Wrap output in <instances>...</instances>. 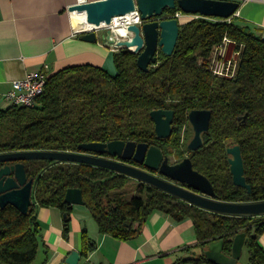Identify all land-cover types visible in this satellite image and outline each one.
I'll return each mask as SVG.
<instances>
[{
	"label": "trees",
	"instance_id": "obj_1",
	"mask_svg": "<svg viewBox=\"0 0 264 264\" xmlns=\"http://www.w3.org/2000/svg\"><path fill=\"white\" fill-rule=\"evenodd\" d=\"M176 12L166 10L162 18H172ZM263 31L234 17L227 22L196 16L180 25L173 54L166 57L160 52L147 72L138 68L137 54L120 50L113 55L115 74L92 65L60 70L48 77L35 106L0 108V154L77 152L81 144L113 141L144 143L159 148L165 157L189 153L193 169L207 177L220 201L264 200ZM225 38L239 52L231 78L210 69L213 52ZM154 110L174 112L172 135L166 140L156 138L150 118ZM193 110H208L211 118L202 135L203 146L188 152L189 132L182 140V130L190 127L188 114ZM235 145L241 149L250 193L233 184L226 150ZM24 164L28 179H34L32 204L27 215L10 205L0 208V264L33 263L42 243L37 218L41 207H56L65 215L67 239L72 210L64 203L68 189L82 191L84 206L101 235L128 241L158 212L177 222L191 220L201 248L223 240L229 253L233 237L244 233L249 264H264L258 243L264 217L212 214L102 168L51 161ZM131 181L136 184L130 186ZM94 247L89 241L84 252ZM196 262L209 264L202 254Z\"/></svg>",
	"mask_w": 264,
	"mask_h": 264
},
{
	"label": "water",
	"instance_id": "obj_2",
	"mask_svg": "<svg viewBox=\"0 0 264 264\" xmlns=\"http://www.w3.org/2000/svg\"><path fill=\"white\" fill-rule=\"evenodd\" d=\"M238 8L239 3L226 0H76L68 10L72 14L83 12L86 25L103 28L110 25L114 18L126 16L137 9L141 15L142 25L128 27L127 31L132 36L118 42L117 47H120L119 50L122 52L137 54L138 68L147 72L150 65L157 63L160 52L170 57L177 45L180 30L178 18L177 16L162 18L166 10H178L181 14L227 20L236 14ZM88 29L84 24L77 29L76 33L80 32L78 36L80 40L94 44L100 37L107 44L115 43L110 30L98 35L95 30ZM261 39L264 41V31ZM173 117L174 112L170 110H154L150 113L157 139L170 138ZM210 118L211 112L208 110H193L188 114V121L194 133L187 146L188 152H195L203 146L202 135L209 130ZM226 152L230 156L228 163L233 184L250 193L251 187L244 177L240 147L238 145L228 147ZM115 158L121 161H116ZM130 160L143 169L127 164L126 162ZM30 161L83 164L102 168L212 214L236 218L264 217V200L247 202L218 200L211 182L193 169L189 157L171 165L159 148L144 143L124 141L81 144L77 147V152L25 151L0 154V164L14 163L0 168L1 209L10 205L22 215H27L32 204L34 179H28L24 163ZM151 172H157L161 177ZM172 182L184 184L186 187ZM64 203L71 207L84 206L82 191L68 189ZM63 217L65 218V215ZM245 238L244 233L234 236L229 253L225 251L223 240L203 246L201 253L209 264H237L245 245ZM87 257L88 252L73 250L66 257L65 264H81ZM83 264L92 263L86 261Z\"/></svg>",
	"mask_w": 264,
	"mask_h": 264
},
{
	"label": "crops",
	"instance_id": "obj_3",
	"mask_svg": "<svg viewBox=\"0 0 264 264\" xmlns=\"http://www.w3.org/2000/svg\"><path fill=\"white\" fill-rule=\"evenodd\" d=\"M226 1L239 3L234 18L264 30V0ZM75 2L0 0V108L11 105L2 96L12 91L13 83L23 80L27 74L44 73L50 77L60 70L80 65L112 70L115 52L105 41L99 37L93 44L79 39L77 29L82 24L88 25L83 12H69V6ZM176 14L179 26L196 17ZM37 218L42 243L32 264H65L71 251H86L84 247L89 241L95 247L87 251L84 262L92 264H204L196 262L202 254L201 247L193 223L188 219L177 222L155 212L145 220L136 236L120 241L101 235L85 206L72 207L67 239L63 237L64 217L58 208L41 207ZM84 233L86 240H83ZM258 243L264 252V234L258 238Z\"/></svg>",
	"mask_w": 264,
	"mask_h": 264
},
{
	"label": "built area",
	"instance_id": "obj_4",
	"mask_svg": "<svg viewBox=\"0 0 264 264\" xmlns=\"http://www.w3.org/2000/svg\"><path fill=\"white\" fill-rule=\"evenodd\" d=\"M177 15L178 14H176V16ZM230 20L231 18L227 19V22H230ZM142 23L141 15L136 9L126 16L114 18L108 26H104L103 28L91 27L88 30H95L98 33L103 32L102 30H104V32L110 30L112 39L115 40V43L108 44V46L112 51L116 52L120 49V47H117V43L125 41L132 36V34L127 31V28L132 25L141 26ZM238 57L239 52L235 50L232 42L225 38L213 52L210 69L217 76L231 78L234 76ZM47 79L48 77L44 73L27 74L23 80L14 82L13 90L4 94L2 98L11 105L33 107L43 94Z\"/></svg>",
	"mask_w": 264,
	"mask_h": 264
},
{
	"label": "rangeland",
	"instance_id": "obj_5",
	"mask_svg": "<svg viewBox=\"0 0 264 264\" xmlns=\"http://www.w3.org/2000/svg\"><path fill=\"white\" fill-rule=\"evenodd\" d=\"M102 31L104 32V30H102ZM231 55H232V53H231ZM111 64H112L111 65L112 66V70L111 71L108 70V71L110 72V74H115L116 73V68H115L114 62H112ZM188 132H189V142H190V140L192 139V137L194 135L191 125H190V127L185 126L183 128V130H182V140H185ZM182 150H184V149H182ZM187 155H188V153H185L183 155V157L181 158L176 152H173L167 158L169 160V163H171V164H177V163H180L184 158L188 157ZM133 184H136V183L134 181H131L130 182V186H132ZM92 222H93V220H92ZM249 256L250 255H248V250L246 248H243L241 257H240V259L238 260L237 263H239V264H247L249 262Z\"/></svg>",
	"mask_w": 264,
	"mask_h": 264
},
{
	"label": "flooded vegetation",
	"instance_id": "obj_6",
	"mask_svg": "<svg viewBox=\"0 0 264 264\" xmlns=\"http://www.w3.org/2000/svg\"><path fill=\"white\" fill-rule=\"evenodd\" d=\"M188 155H189V153H188ZM104 157L107 158V156H104ZM186 158H187V157H186ZM184 159H185V158H184ZM114 160H116V161H121L120 159H117V158H115ZM126 163L129 164V165H131V166H136V167H139V168L143 169L141 166L135 165V163H134L132 160H130V161L126 162ZM12 164H14V163H5V164H1L0 168L3 167V166H5V165H12ZM169 164H171V163H169ZM171 165H174V164H171ZM151 173H152V172H151ZM152 174L155 175V176H157V177H161V176L158 175L157 172H153ZM170 182H171V181H170ZM172 183H174V184H176V185H178V186H181V187H186L184 184H179V183H177V182H172Z\"/></svg>",
	"mask_w": 264,
	"mask_h": 264
},
{
	"label": "bare ground",
	"instance_id": "obj_7",
	"mask_svg": "<svg viewBox=\"0 0 264 264\" xmlns=\"http://www.w3.org/2000/svg\"><path fill=\"white\" fill-rule=\"evenodd\" d=\"M92 26L91 25H88V27H86V28H91Z\"/></svg>",
	"mask_w": 264,
	"mask_h": 264
}]
</instances>
